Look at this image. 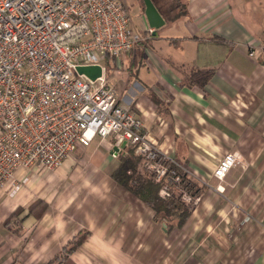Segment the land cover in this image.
I'll return each mask as SVG.
<instances>
[{
  "label": "crops",
  "instance_id": "obj_1",
  "mask_svg": "<svg viewBox=\"0 0 264 264\" xmlns=\"http://www.w3.org/2000/svg\"><path fill=\"white\" fill-rule=\"evenodd\" d=\"M152 1L166 24L111 82L150 139L194 175L202 202L158 217L113 180L124 144L95 139L77 150L91 166L85 189L52 215L25 213L16 231L6 221L27 192L0 196V264H50L84 232L70 264H264V0ZM251 45L263 47L257 59ZM228 154L239 162L220 181L213 173Z\"/></svg>",
  "mask_w": 264,
  "mask_h": 264
},
{
  "label": "built area",
  "instance_id": "obj_2",
  "mask_svg": "<svg viewBox=\"0 0 264 264\" xmlns=\"http://www.w3.org/2000/svg\"><path fill=\"white\" fill-rule=\"evenodd\" d=\"M132 1L0 0V196L16 197L30 172L58 169L95 139L116 137L162 200L191 209L201 203L194 175L150 139L144 118L121 103L107 77V58L121 59L154 38ZM262 51L251 45L248 56ZM89 66H100L102 76L91 81L77 73ZM238 158L226 155L213 177L223 181Z\"/></svg>",
  "mask_w": 264,
  "mask_h": 264
},
{
  "label": "rangeland",
  "instance_id": "obj_3",
  "mask_svg": "<svg viewBox=\"0 0 264 264\" xmlns=\"http://www.w3.org/2000/svg\"><path fill=\"white\" fill-rule=\"evenodd\" d=\"M132 2L134 6L138 8L139 3L142 1L133 0ZM142 12L143 10L141 11V13ZM135 22L138 25L142 24V20L137 17L135 18ZM151 41L152 40H147V43L145 42L144 44H142V46H138L131 54L126 55L121 59H114V61L111 62V72H114V77L116 76L115 74L122 70V63H124L125 60L127 61L129 57L133 56L134 54L142 55V51L138 50V48L140 47L142 49H145L146 46L151 43ZM114 77L111 78L110 81L113 82ZM85 158L86 151H76L58 169L37 170L35 172H30V175L32 174L31 181L28 186L24 189V191L27 192L25 193L26 206L25 208L20 206L17 208L20 209V213L17 215V217L13 219L14 225H12V228L16 229V231L21 228V221L25 213L29 214L30 207L33 204L38 203V205L40 206L39 209L43 212L40 218H33L41 220L46 215H52L49 212L51 206L60 205L61 207H63L71 200H74V197L77 196L80 190L85 189L87 183L85 179L87 177L86 170L91 168V166L86 163ZM113 180L116 183L120 184L115 177L113 178ZM81 235H86L88 238L89 233L84 232L83 234H80L77 237H80ZM73 240L71 242H73ZM71 245L72 243L69 244L68 247H70ZM71 255L68 256V254L64 252L61 256H58L56 259H54L50 264H70L69 258Z\"/></svg>",
  "mask_w": 264,
  "mask_h": 264
},
{
  "label": "trees",
  "instance_id": "obj_4",
  "mask_svg": "<svg viewBox=\"0 0 264 264\" xmlns=\"http://www.w3.org/2000/svg\"><path fill=\"white\" fill-rule=\"evenodd\" d=\"M141 3L144 10V4L143 2ZM112 61L114 60L109 58L106 59L107 77L109 80L114 77V72H111ZM206 81L207 80H204L203 85H205ZM128 154L129 155L126 157L122 156L120 168L114 174V177L120 184H122L127 190L131 191L134 195L138 196L149 206H151L156 211L158 217L161 215L162 217L166 218L167 215L172 212V210H179L181 206L187 207L176 201L162 200L158 195L159 187L147 176L145 172L141 170L140 160L134 156L133 150H128ZM172 207L174 209H170ZM39 208L40 206L38 205V203L33 204L30 207L28 216L40 218L43 212ZM187 208L184 211L185 213H182V216L186 214L188 215V213L193 210L191 208H189L188 210ZM19 213L20 209L15 210L7 219L6 225L9 226L10 221L17 217ZM86 239V235H81L80 237L75 238L72 242V245L66 248L64 252L68 254V256L71 255L86 241Z\"/></svg>",
  "mask_w": 264,
  "mask_h": 264
},
{
  "label": "water",
  "instance_id": "obj_5",
  "mask_svg": "<svg viewBox=\"0 0 264 264\" xmlns=\"http://www.w3.org/2000/svg\"><path fill=\"white\" fill-rule=\"evenodd\" d=\"M142 2L144 4L145 22L150 28L155 30L154 34H156V31L161 29L166 24V21L152 0H142ZM77 73L91 81H95L102 76V68L100 66L77 67Z\"/></svg>",
  "mask_w": 264,
  "mask_h": 264
}]
</instances>
